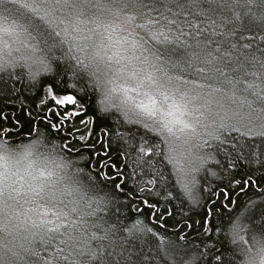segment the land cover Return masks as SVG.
I'll return each mask as SVG.
<instances>
[{
	"label": "snow or ice",
	"instance_id": "snow-or-ice-1",
	"mask_svg": "<svg viewBox=\"0 0 264 264\" xmlns=\"http://www.w3.org/2000/svg\"><path fill=\"white\" fill-rule=\"evenodd\" d=\"M22 49L28 55H16ZM18 83L49 100L14 122L0 108V160L8 137L27 127L29 139L23 172L0 171V264H264V0H0V103L18 102ZM66 89L79 99L55 94ZM92 94L119 166L111 156L97 165L94 128L76 135L93 122L75 127ZM51 102L77 110L53 122ZM41 150L57 160L35 166ZM241 162L251 175L237 180ZM237 187L259 199L225 230L219 209L234 210ZM222 234L227 254L216 251Z\"/></svg>",
	"mask_w": 264,
	"mask_h": 264
},
{
	"label": "trees",
	"instance_id": "trees-1",
	"mask_svg": "<svg viewBox=\"0 0 264 264\" xmlns=\"http://www.w3.org/2000/svg\"><path fill=\"white\" fill-rule=\"evenodd\" d=\"M17 75L23 76L24 73L22 71H17ZM40 79H41L42 85L47 86L50 82L51 77H43L42 76ZM63 80H64V83L68 84V85H71L73 83L72 81H70L68 79V77L66 75L63 76ZM16 87L21 88L19 83L16 85ZM55 94L56 95L72 94L74 96H77V98L79 99V93L76 91H72L71 89H66L63 91L58 90ZM42 97L45 99V101L47 103L49 98L44 96L43 88H41V90L39 92H29V91H25L23 88H21L20 96L11 97V99L18 101L16 104L3 105L2 103H0V108H2L3 111L7 112L9 114V116L12 118V122H14V118L16 116H19L21 119H23V117L27 114V111L29 109L35 111L36 104L39 102V100ZM98 99H99V97L97 95L92 94V95H90V97L86 96L81 101L84 104V108L80 109L82 114L78 118H76L75 127H77V128L81 127V125L79 123L80 120H88L89 117L93 118V122L89 123L87 125V128H85L82 132H77L76 135L77 136L87 135L88 129L94 128L95 130L92 133L91 139L88 141V145L90 148L92 145H95V152L100 153V156L97 158V165H99L100 161L107 160L108 156H111L112 160L110 161V163H113V164H116L117 166H119L122 163V158L117 155V152L119 150V146L113 144V146L110 149H106L104 147V144L107 142V138H105V140H103V141H101V139H100V128L103 126V122L96 119V115H98V109H97ZM48 109H51V111H48ZM65 109H67L68 111H74V110H77V107L72 106V105H67V104H65L63 106H56L54 102H51V103H48L47 108L44 109V112H46L47 115L51 117L53 122H57L58 121L57 113H59V115H63ZM94 114H96V115H94ZM5 126L6 125L0 123V130H2V128ZM67 127H68V130L70 132L73 131V125H72L71 121L68 122ZM27 131H28V129H27V127H25L22 132L16 133V138L14 140L11 136L8 137L7 138L9 141L8 147H11L13 149H19L20 146L29 143V139L27 137ZM61 131H63V129ZM54 138H55V133L53 132L52 136H50L49 139L51 140ZM80 146L81 145L79 142L76 145H74V147H76V148H79ZM41 154H45L50 161L55 162L57 160V157L54 154L49 155L44 150H41ZM89 154H90L89 152L84 153L85 156H88ZM233 159H236V156H234ZM79 166L87 169V165H85L83 163H81ZM158 166H159V162H158ZM105 171H107L109 175L115 176V169L109 168V169H105ZM164 171H165L166 177L170 180V182L172 184H175L176 176L172 174L173 169L171 168V166L166 167L164 169ZM262 171H264V169H262ZM124 172H125V174H127L128 169L125 168ZM247 175H251V172L248 171L247 167L243 164V162H241L239 169L234 173L233 178L237 179V180H242V179L246 178ZM85 179H86V177H85ZM197 179L201 180V183H205L202 176H197ZM116 182L119 183L120 181L117 180ZM242 186L243 185L241 184V187ZM216 187L220 188V187H223V185L217 184ZM229 191L232 192L233 198L239 196V199H238L236 205L229 204V208L234 209L232 212H228L226 209H223V208L219 209L221 212L224 213V218H225L224 229L225 230H227L229 227V223H228L229 218L234 220L237 216H239L240 213L244 209L246 201L249 198L257 199V200L259 199L257 196L254 195L253 189H251V188L247 189L245 194H240L239 187L235 188L234 190L229 189ZM207 195L210 196V194H207ZM219 199L221 201L224 200L223 197H219ZM217 208H219V205H217ZM184 211L185 212L189 211V208L187 206V201H185ZM145 213H147V210H145ZM202 215H203V213L200 212L199 209H197L196 212L190 213L191 219H189L188 222L192 223L194 220L199 219ZM255 215H256V218L258 219L259 218V209L256 210ZM133 218H135V217H133ZM122 219H124V218L122 217ZM176 219H179V217H176ZM129 223H130V221H129ZM242 223L247 224V223H249V221L246 218H242ZM213 224H215V221H213ZM173 226H174V221L169 220L168 221V227L171 228ZM155 231H157L158 233H160L161 235H163L165 237L174 236L175 238H178V236L180 234V233L173 234L171 232H164L160 228H156ZM195 235H196V227L193 224V228L189 232V236L193 237ZM248 235L250 236L251 233H249ZM212 239L213 240L216 239L214 229H213ZM193 242L201 244V245H203V243H204V241H202L199 238ZM148 243L153 248V251H155V246L157 245L158 241L155 238L149 237ZM136 246L139 247V244H137ZM221 249H223L225 254H227V252L230 251L229 239L226 238L223 234L219 237V240L216 244V251L219 252V250H221ZM160 264H163V261H161Z\"/></svg>",
	"mask_w": 264,
	"mask_h": 264
},
{
	"label": "rangeland",
	"instance_id": "rangeland-1",
	"mask_svg": "<svg viewBox=\"0 0 264 264\" xmlns=\"http://www.w3.org/2000/svg\"><path fill=\"white\" fill-rule=\"evenodd\" d=\"M16 55H28L26 50H21V52L16 53ZM9 151L5 153L6 159L0 160V171L5 170V167L10 172H15L18 169L23 172V169L28 166L29 161L22 159L20 152L22 151V146L19 149H13L8 147ZM48 157L45 154H34L30 159L35 161V166H42L46 162Z\"/></svg>",
	"mask_w": 264,
	"mask_h": 264
}]
</instances>
